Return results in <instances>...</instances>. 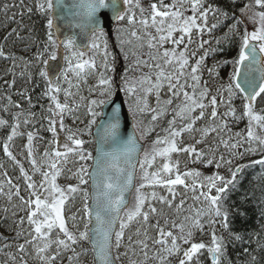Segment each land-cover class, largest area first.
I'll use <instances>...</instances> for the list:
<instances>
[{
    "label": "snow or ice",
    "instance_id": "1",
    "mask_svg": "<svg viewBox=\"0 0 264 264\" xmlns=\"http://www.w3.org/2000/svg\"><path fill=\"white\" fill-rule=\"evenodd\" d=\"M0 12L18 25L5 42L31 31L25 14L44 17L47 29L30 60L17 63L0 44V58L12 62L6 89L17 67L27 83L36 68L43 83L35 100L27 87L18 101L0 97V151L19 172L14 181L0 163V196L10 205L3 219L14 225L11 238L0 234V264H231L229 245L252 243L232 227L245 215L232 196L248 169L264 167V0H231L228 10L214 0H13ZM113 19L125 61L119 80ZM58 21L79 32L61 39ZM224 45L235 56L209 66ZM243 252L258 264L249 247Z\"/></svg>",
    "mask_w": 264,
    "mask_h": 264
},
{
    "label": "trees",
    "instance_id": "2",
    "mask_svg": "<svg viewBox=\"0 0 264 264\" xmlns=\"http://www.w3.org/2000/svg\"><path fill=\"white\" fill-rule=\"evenodd\" d=\"M147 2L148 0H144L145 5H147ZM230 2L231 0H214V3L218 4L221 8L225 10H228ZM4 3L11 4L13 3V0H0V7H2ZM30 3L31 0H25L26 5ZM17 11L18 9L12 8L10 9L7 15L10 17L13 12ZM19 19L20 17L17 16V20ZM211 22L213 21L210 19V23ZM23 24L27 26V29L31 30L30 32L27 30L22 32V35L25 37V39L18 40L14 36H12L9 37L7 42H5L3 39L4 36H6L12 28L18 27V25L16 23L10 22L4 15V13L0 12V44H4L6 52L12 53L18 58L17 63H20V57H23L24 60H30L36 51V47L46 39V19L40 16L38 13L34 12L31 17H29L28 14H25L23 17ZM120 26L121 24L116 25L112 39L108 37L109 50L115 56V75L117 80H119L121 74H123L125 69V61L120 53L119 48L117 47L116 39V29ZM223 31H226V29H220L214 32L213 35L222 36ZM205 39H208V36H205ZM212 46H216L214 41ZM224 49L225 50L222 53L217 54L215 57L210 56L207 60V64L211 66L215 62V60L231 59L233 56H235L236 49L234 47L224 45ZM97 60L99 63V57L97 58ZM11 63L12 62L10 60H4L0 58V97L4 95H12L13 100L18 101L20 98L16 95L17 90L27 87L29 89H34L31 94L33 95V99L35 100L36 96L40 94L43 88V83L35 75L37 69H30V71L33 72L34 81L33 83H27L26 79L21 78L19 76V72L22 70L21 67H17L15 69L17 73L16 86L15 88L8 90L4 86V80L11 79V76L8 74V69L11 67ZM231 71V65H227L220 69L221 76L224 78V81L227 80V77L231 73ZM37 84L39 85L38 87L35 86ZM85 94H87L86 91ZM0 103H2V101H0ZM237 103H239V101H237ZM68 123L70 124L71 121H68ZM242 128H244V122H241L235 130H239ZM41 135L45 136V138H50L49 133L41 132ZM2 136L3 131L0 130V138H2ZM24 142L25 141L23 139L19 138L15 141V145L13 148V150L16 149L15 153L18 154L22 151ZM90 147L94 148V145H91ZM42 150L43 146L41 145V151ZM18 158L21 159L23 162L22 156H18ZM184 159V157H181L182 167ZM0 163L5 164L6 168L4 170L8 171L9 176L13 178L14 181L17 180L19 176L18 169H16L15 165H13V163L3 155L2 151H0ZM191 166L200 167V165ZM25 167H28L27 163H25ZM202 170L206 173L212 171V169ZM221 171L222 174H226L224 173L223 169ZM3 179L4 177L0 176V181H2ZM36 179L38 180L39 177H36ZM245 196H247V199H245ZM77 203L79 202H75V205H77ZM231 203H233L239 211L245 213L244 216H236L233 219L232 227L236 231H239L244 234L246 238L250 235L252 243L250 245H242L237 242L229 245L226 260L230 261L231 264H248L250 257L244 254L243 248L249 247V250L257 256L258 264H264V252H260L259 249H257L255 243L257 235L262 238L261 242L264 243V218L261 217V211L262 209H264V167L258 165L255 168L247 170L245 178L242 184L240 185L239 190L235 192L232 196ZM4 207L10 208V205L4 197L0 196V234L11 238L13 236V232L10 229L14 227V225H12L11 223V218H9L8 221H4V213L2 212V209ZM74 210L75 209H73V211ZM69 212V215H71V211ZM21 215H23V213H21ZM25 227H27V225H25ZM205 239H207V237H205ZM3 258L4 257L0 255V261H2ZM87 259L90 261L91 257H88ZM205 264H207V261H205Z\"/></svg>",
    "mask_w": 264,
    "mask_h": 264
},
{
    "label": "water",
    "instance_id": "3",
    "mask_svg": "<svg viewBox=\"0 0 264 264\" xmlns=\"http://www.w3.org/2000/svg\"><path fill=\"white\" fill-rule=\"evenodd\" d=\"M66 3L68 4H71L73 2V0H65ZM106 14L111 16V13L108 12L107 10H105ZM118 23L113 19L111 20L110 24H109V28H108V31L110 32V35L108 37H110L111 39L113 38V33H114V30H115V27ZM58 25L61 29V32L59 33L60 35V38L63 39L64 36H67V35H75L76 33L79 32L78 29H72V28H69L67 26V24L63 21H58ZM77 43L80 44L81 46L85 45L88 43V37H85V36H78L77 37ZM58 61H59V67H63L64 65V61L62 59V55L58 57ZM53 65H56L57 62L56 61H52L51 62ZM121 97L123 98V94H121ZM126 105H125V111H126ZM132 131L131 129V116L128 117V126L126 129H123V132L124 134H127V133H130ZM93 132H95V128L93 129ZM143 143V142H142ZM95 147V145H94Z\"/></svg>",
    "mask_w": 264,
    "mask_h": 264
},
{
    "label": "rangeland",
    "instance_id": "4",
    "mask_svg": "<svg viewBox=\"0 0 264 264\" xmlns=\"http://www.w3.org/2000/svg\"><path fill=\"white\" fill-rule=\"evenodd\" d=\"M13 151H14V153H15V152H16V149H14ZM69 182H72V181H67V180H65L63 177H61L60 180H59V183H61V184H65V183H69ZM76 202H79V203H77V205H75V207H79V206H80V201H79V199H77ZM70 207H71V206H70ZM73 209H75V208H71V211H73ZM69 213H70V212H69ZM69 213H68V214H69ZM0 255L3 257L2 254H0Z\"/></svg>",
    "mask_w": 264,
    "mask_h": 264
}]
</instances>
